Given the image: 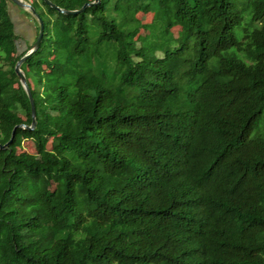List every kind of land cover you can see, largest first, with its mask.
I'll return each instance as SVG.
<instances>
[{"label":"trees","instance_id":"1","mask_svg":"<svg viewBox=\"0 0 264 264\" xmlns=\"http://www.w3.org/2000/svg\"><path fill=\"white\" fill-rule=\"evenodd\" d=\"M24 1L32 129L0 0V264H264V0Z\"/></svg>","mask_w":264,"mask_h":264},{"label":"rangeland","instance_id":"2","mask_svg":"<svg viewBox=\"0 0 264 264\" xmlns=\"http://www.w3.org/2000/svg\"><path fill=\"white\" fill-rule=\"evenodd\" d=\"M232 1L234 2L235 6L239 9V7L241 6V1L240 0H232ZM24 10L29 11L26 9ZM8 12L12 19L14 30L16 34H18V39L16 41L17 51L18 53H21L32 43L35 33H36L35 24H37V22L34 17H33L34 20H32V18L29 17L27 14H25L21 10V8L18 9L16 6L12 5L10 2H8ZM30 15L32 16L31 13ZM134 20L138 24V29H137V34L135 36V40L137 41L144 40L147 36V30L145 28V25L151 21V13L137 12L134 16ZM243 24H244V21L242 25ZM178 29L179 28L176 26L171 29L173 36H176ZM91 37H92V34H91ZM238 37H239V34H238ZM46 146H48V141L46 142ZM16 150L18 152H26L28 154L36 153L33 143L28 139H18L16 141ZM55 186L56 185H52V184L49 185L50 188H54Z\"/></svg>","mask_w":264,"mask_h":264},{"label":"water","instance_id":"3","mask_svg":"<svg viewBox=\"0 0 264 264\" xmlns=\"http://www.w3.org/2000/svg\"><path fill=\"white\" fill-rule=\"evenodd\" d=\"M8 1L11 4L16 5L18 8L28 9L30 11V13L33 15V17L35 18L36 22H37L36 33H35V36H34V39H33L32 43L30 44V47L26 50L25 53L22 54V56L19 57V59L14 63V66H13V71H14L15 75L17 76L21 87L24 89V91H25V93L27 95L28 101H29V112H30L31 121H30V124L28 126L23 125V124L21 126L24 127V128H27V129H32L34 127V125H35L34 106H33L32 97L30 95V92H29L28 86L26 84L25 78H24L21 70L19 69V64L28 55H30V53L32 51H34V49L38 46V44L40 42V39H41V36H42L43 25H42L41 19L34 12L33 8L30 6V4L28 2H26L24 0H8ZM42 1L45 4H47L48 6L56 9L60 13L75 14V13L81 11L85 6L93 4V3H96L98 0H92V1H89V2H84L78 9H74V10H67V9L59 8V7L55 6L53 3H51L49 0H42ZM11 138H12V132L10 133V136H9L8 140L4 144H0V148H3L4 146H6L10 142Z\"/></svg>","mask_w":264,"mask_h":264},{"label":"bare ground","instance_id":"4","mask_svg":"<svg viewBox=\"0 0 264 264\" xmlns=\"http://www.w3.org/2000/svg\"><path fill=\"white\" fill-rule=\"evenodd\" d=\"M14 5V4H13ZM14 6H16V5H14ZM17 7V6H16ZM18 8V7H17ZM26 10H28V9H26Z\"/></svg>","mask_w":264,"mask_h":264}]
</instances>
